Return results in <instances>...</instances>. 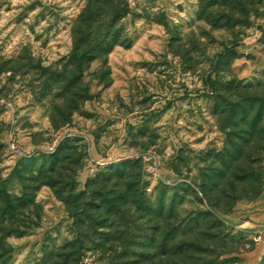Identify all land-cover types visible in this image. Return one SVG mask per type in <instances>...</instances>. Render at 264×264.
<instances>
[{
	"label": "rangeland",
	"instance_id": "374dc122",
	"mask_svg": "<svg viewBox=\"0 0 264 264\" xmlns=\"http://www.w3.org/2000/svg\"><path fill=\"white\" fill-rule=\"evenodd\" d=\"M120 1L127 15L97 17L93 31L122 44L72 85L74 27L91 2L113 0H0V264H65L80 223L62 197L126 161L139 164L154 225L177 228L195 264L264 263V192L211 200L232 178L213 188L219 153L251 129L248 99L264 97V0ZM3 193L37 207L4 224ZM96 245L79 264H114Z\"/></svg>",
	"mask_w": 264,
	"mask_h": 264
},
{
	"label": "trees",
	"instance_id": "16d2710c",
	"mask_svg": "<svg viewBox=\"0 0 264 264\" xmlns=\"http://www.w3.org/2000/svg\"><path fill=\"white\" fill-rule=\"evenodd\" d=\"M124 5L120 0L106 4L91 2L83 12L73 30L74 44L70 58L77 72L71 78L72 85L78 84L88 64L106 60L113 49L122 44L118 32L107 31L96 36L93 29L98 22L97 17L105 15L115 21L124 18L127 15ZM248 102L251 108L259 103L258 113L253 116V111L248 112V108L244 107L242 119L251 129L243 133H230L228 146L224 152L219 153L220 162L225 164L226 170L221 171V181L216 182L213 188H218L227 176L232 178L228 184L230 190L227 189L223 195L211 196V200L216 202L215 209L223 200L230 206L231 201L242 196L244 199L255 200L264 192V170H256V166L264 160L261 155L264 152V135L260 129L264 117V97L256 96L248 99ZM234 126H238V123ZM258 142L261 146L254 148L253 144ZM244 158L248 161L246 168L240 169V162ZM138 168L136 161L110 167L98 179L90 181L85 191L62 197L68 205L73 206L74 218L80 223L77 250L67 256L65 264L71 260L79 264L89 242L98 244L96 246L105 253H114V264H195L188 253L189 250L195 251V246L188 243L184 248L182 242H177V228L162 233V228L154 225L155 209L147 195L141 191ZM236 169L240 174L236 173ZM239 182L242 184L241 190ZM62 185L58 194L63 193L66 183ZM206 190L205 187L203 192ZM3 199L6 205L1 215L4 224L9 219L14 220L18 215L25 214L27 208L37 207L28 196L12 197L3 193ZM15 230L9 227L7 235L15 233ZM99 235L103 238L97 240ZM73 255L76 256L74 259L71 258Z\"/></svg>",
	"mask_w": 264,
	"mask_h": 264
}]
</instances>
